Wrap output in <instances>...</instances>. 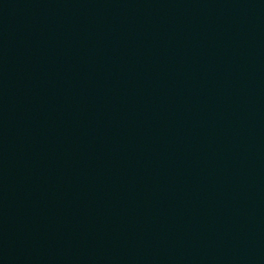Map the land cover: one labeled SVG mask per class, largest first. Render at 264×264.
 I'll return each mask as SVG.
<instances>
[{"label": "water", "instance_id": "water-1", "mask_svg": "<svg viewBox=\"0 0 264 264\" xmlns=\"http://www.w3.org/2000/svg\"><path fill=\"white\" fill-rule=\"evenodd\" d=\"M0 264H264V0H0Z\"/></svg>", "mask_w": 264, "mask_h": 264}]
</instances>
